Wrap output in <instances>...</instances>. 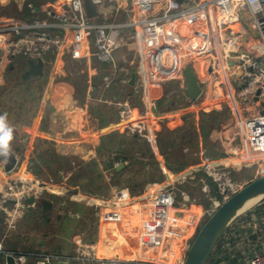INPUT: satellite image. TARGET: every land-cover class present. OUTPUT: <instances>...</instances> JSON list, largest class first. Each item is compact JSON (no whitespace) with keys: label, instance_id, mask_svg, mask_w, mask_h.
Wrapping results in <instances>:
<instances>
[{"label":"built area","instance_id":"2783aa9c","mask_svg":"<svg viewBox=\"0 0 264 264\" xmlns=\"http://www.w3.org/2000/svg\"><path fill=\"white\" fill-rule=\"evenodd\" d=\"M90 2L98 10L96 16L103 14L105 8L111 5L115 16L124 14L125 18L112 23H96L95 16L88 13L86 0H50L48 18L51 20L14 23L10 24L11 27L0 25V34L13 32L16 35L13 39L6 38L3 45L0 44L2 51L0 68L13 63L18 55L35 60L42 59L46 67L51 65L54 68V61L47 57L49 52H55L60 56L67 43L85 42L94 33L96 34L93 54L100 60L111 62L113 51L124 43V38L120 35L123 28L133 29V37H136L146 51L149 84L168 81L185 84L184 71L187 65L190 63L194 67L200 63L199 57L205 56L209 62L207 70L211 72L209 83L204 84L206 90L214 89L216 96L226 101L232 110L231 104L236 105L238 117L244 119L239 152H231L232 156L243 159L246 167L257 166L256 173L263 176L264 0H90ZM47 28L72 31L75 37H67L68 35L62 32L53 34ZM252 37L254 40L250 42L249 39ZM86 43L90 44L89 41ZM113 80V76H107L105 85L110 86ZM206 90L203 89L202 95ZM215 98L212 97L213 102ZM193 103L194 106L195 102ZM117 106L119 125L122 129L142 139L153 140L151 128L155 114L149 109L133 105L129 100H123L117 103ZM244 114L247 115L245 118ZM200 154L203 160L199 183L205 197L209 198L210 205L194 211L192 209L200 202L198 198L192 197L186 190L178 194L172 186L160 189L154 194L153 202L147 210L148 215L143 216L137 214L131 198L126 197L121 190L115 189L113 205L115 220L118 223L117 234L114 236L106 234L91 243L81 242L77 248V258L81 263H143L138 258L132 261L130 257L116 253L115 243L120 242L119 246L126 243L133 248L134 255L156 251L158 259L163 261L159 263L184 264L193 239L180 238L174 234L175 223L171 220V207L182 198L187 210L179 221L187 223L201 218H205L206 221L224 201L248 183L234 177V167L230 164L216 163L207 147L204 146ZM229 158L230 155L226 159ZM10 172H6L5 180L0 183V215H4L10 227H16L30 198L36 201L43 197L47 189L64 188L65 180L44 178L31 170L24 171L18 176H11ZM0 253L14 255L16 264H25L27 261L26 253L6 251L4 238L1 236ZM248 264H264V252L254 253Z\"/></svg>","mask_w":264,"mask_h":264},{"label":"crops","instance_id":"0c3cea01","mask_svg":"<svg viewBox=\"0 0 264 264\" xmlns=\"http://www.w3.org/2000/svg\"><path fill=\"white\" fill-rule=\"evenodd\" d=\"M50 0H36L32 1L29 7L33 11L40 12L37 20L41 21L50 19L48 18ZM38 4L39 6H36ZM96 11H98L96 9ZM94 22L96 23H112L115 21L124 20L125 16L113 14L111 5L105 8L103 14L94 15ZM4 19L0 16V25ZM32 23L26 20L16 22L15 24H26ZM125 28L121 29L120 35L124 38V43L121 47L113 51V61H105L106 65L100 62L99 58L93 54L94 38L95 34H92L90 39H86L82 43H74L72 51H67V47L63 48V58L68 65V59L75 60L76 65H72L70 70H76L78 73L87 72V90L83 100L76 96V88L74 84L69 80H50L46 83L45 89L42 95L41 104L36 112H25L24 124L20 120L13 119L10 121V125L15 130L13 132V141L11 148L19 147L17 151L18 165L15 170L10 172L11 176H18L22 172L27 170L35 169L40 170L48 178H57L58 180H65L63 189H47L43 197L35 202L28 200L24 208L23 216L17 221L16 227H10L8 221L4 215H0V236H5V250L14 253H26L27 261L25 264H82L77 258V248L81 242H94L98 237L108 235H116L118 231V223L115 220L116 214L113 205V190L119 189L115 185H111L109 195L111 198L105 200H99V198L93 197L88 198L86 192H82L78 187L73 185L69 187L68 182L70 177L79 168L80 162H89L93 159H97L100 162L101 169L104 172V180L111 183L112 173L108 171L105 164L114 163L117 167L120 163L124 165L120 168H124L129 162H121L116 159L119 155L121 148L126 147V141H122V144H118L113 150L107 151L103 149V134H116L121 138L127 137L126 132L119 125V108L117 103L123 100H133L136 96L143 98L147 106L151 105L153 101L152 88L153 86L148 83L146 75V51L143 46L137 41L136 37H133V29L129 28L128 31H124ZM70 35L75 37L72 31H69ZM2 35V34H0ZM6 38H15V33H6ZM253 42V37L249 39ZM90 42L86 43V42ZM245 41H247L245 39ZM248 45V43H246ZM125 48L129 52L133 49L136 50V55L139 56L138 64L135 65V70H131L129 73L126 72V65L120 60L115 59V52ZM77 49L79 51L77 52ZM132 57V56H131ZM82 59L85 63L83 68L80 66ZM204 60V59H203ZM103 61V60H102ZM202 61V60H201ZM200 61L195 67V72L198 76L200 85L206 90L205 82L210 81L211 72L207 70L208 61L202 64ZM126 62V61H125ZM131 62H133L131 60ZM61 63V59L57 60V64ZM195 65V64H194ZM7 66L0 68V89L6 83L5 72ZM105 68L108 72L105 74L103 79H96L100 73V68ZM137 67V68H136ZM135 79L133 80V76ZM107 76H113L114 85L106 86L105 78ZM128 77V78H127ZM133 81V82H132ZM177 82V81H175ZM179 83V82H178ZM183 89L182 92L187 94V82L179 84ZM117 86V87H116ZM19 91V89H17ZM155 90V89H153ZM0 90V109L2 107H8L4 103L5 96L7 93H3ZM156 92V90H155ZM158 94V93H155ZM158 94V98H159ZM209 96L208 89L205 93L195 101L194 106H201L205 108V105H212L211 100L207 98ZM164 96V94H163ZM214 95L209 96L212 99ZM165 97V96H164ZM163 97V98H164ZM154 101L155 98H154ZM191 105L193 101L190 99ZM216 98L213 102L214 108L217 110L221 109V103L216 104ZM114 108V109H113ZM211 108V107H210ZM28 109H26L27 111ZM166 109H160L157 107V113L163 115ZM178 109H173L166 112L169 116L173 112H178ZM207 111V110H206ZM172 115V114H171ZM21 122L25 132L27 134V140L24 141L19 137V133L15 123ZM224 126V125H223ZM222 126V127H223ZM222 129V128H221ZM220 129L213 130L210 132L208 138L213 139L214 132ZM198 148L192 152L193 156L196 157L197 162L188 165L185 169L175 171L173 173L168 172L164 157L160 153V149L156 144H153V150L155 156L158 158L161 169L165 173V181L162 183L150 182L147 183L145 190L140 193H135L133 197H130L134 203V208L137 214L145 216L148 215L147 210L153 202L154 194L165 188L174 186L182 189H192L195 185L197 190L202 194L203 191L199 183V174L202 173L201 165L203 156L200 151L205 146L206 142L200 139ZM203 143V144H202ZM106 146V145H105ZM215 152L213 153V159H217L216 163L225 164V160L230 155V152L220 151L213 145ZM89 149V150H88ZM186 149V148H185ZM88 151V152H87ZM186 151V150H185ZM186 152H190V149ZM142 158V154L138 157ZM145 160L148 159L144 158ZM48 163L52 165L46 166ZM133 173L132 169H126V173L122 180L128 179ZM38 175V174H37ZM195 175L197 177H192ZM6 171L4 169V162L0 161V183L5 180ZM46 177V178H47ZM249 177V176H248ZM66 178V179H65ZM257 178L256 175L249 178L247 182ZM197 181V182H195ZM200 187V188H199ZM183 191V190H182ZM131 192V191H130ZM122 193V192H121ZM129 193V190L127 192ZM44 201L51 203L45 205ZM34 203V205H32ZM100 204V205H99ZM40 209L47 216L52 219L49 222L44 215H39V219L30 218V209ZM200 209L199 204L194 206V211ZM186 207L183 204L182 198H179L176 203L171 207V220L175 223L174 234L177 237L185 238L191 237L194 239L195 235L200 229L199 226L203 225L205 218L201 220H190L187 223L179 221L183 213H186ZM28 212V215L26 213ZM26 215V216H25ZM242 215V214H241ZM253 222V231L250 235L251 238L245 241H239L236 247L227 245L229 253L232 254L234 264H248L251 256L256 253L264 252V227L259 224L255 218ZM264 220V217L262 218ZM46 222V223H45ZM259 225L256 227L255 225ZM235 228L248 229L250 226L249 221L240 220L236 223ZM54 228L58 231L55 233ZM262 228V229H261ZM248 234V233H247ZM9 235V237H7ZM42 235L43 237H38ZM9 238L8 241L5 238ZM115 243V252L121 256L130 257L133 260L138 258L143 262L142 264H162L163 261L158 259L156 251H150L149 253L136 254L133 253V248H130L126 243ZM5 253H0V264H3L6 259ZM219 258L222 259V264H226L224 254H220ZM162 261V263H159ZM134 262L130 263L133 264Z\"/></svg>","mask_w":264,"mask_h":264},{"label":"trees","instance_id":"16d2710c","mask_svg":"<svg viewBox=\"0 0 264 264\" xmlns=\"http://www.w3.org/2000/svg\"><path fill=\"white\" fill-rule=\"evenodd\" d=\"M35 3L36 0H30ZM36 6H39L36 4ZM86 7L90 16H94L97 11L96 7L90 2V0H86ZM26 14L23 15L24 20L29 22H34L36 17L39 16L40 12L33 11V9L29 6L26 7ZM22 15V14H21ZM48 31L53 34L61 33L71 36L69 31H65L60 28H47ZM74 43H67L65 46L67 47V51H72V46H75ZM48 58H52L54 61V68L51 65H48L45 70V74L43 76H34L31 78L24 79L23 73L28 68V57L24 55H18L14 58L13 63L9 64L7 70L5 72V84L1 87L3 93H7L5 96L4 103L7 104L8 107H2L0 109V114L7 112L8 113V122L13 121V119L20 120L24 124V113L27 112H36L38 113V109L41 104L42 95L45 89V85L50 80H69L71 81L76 88V96L83 100L86 95V90L88 86L87 82V72L78 73L76 70H70L69 65L65 62L63 58V52L59 56L55 52H49ZM61 59V63L57 64V60ZM100 60V59H99ZM75 61V60H71ZM76 62V61H75ZM104 65H106L105 61L100 60ZM85 63L84 59H82L81 64ZM74 66L76 63L73 64ZM101 70V71H100ZM100 73L95 78L103 79L107 70L105 68L99 69ZM19 89V91L17 90ZM158 94H153V100L157 99ZM135 101L137 105L141 108L147 106L144 102L143 98L135 97ZM159 99L157 100V102ZM136 103V102H135ZM26 109H28L26 111ZM170 110H165L163 115L156 114L155 115V125L153 130V140L155 144L159 147L161 155L164 157L166 166L168 168V172L173 173L175 171H180L185 169L188 165L192 163H196V157L192 155L199 146L200 138L203 137V141H208V136L212 129L219 128L221 123L228 117L227 110H212L206 111L201 106H197L196 108V118L193 119L192 116L186 115L184 116H168L166 112ZM117 114L119 112L116 111ZM120 136L116 134H103V149L107 151H111L114 149L116 145H120L126 141V147L121 148L119 151V155H117L116 159L121 162H129L124 168L117 169L114 163L105 164L108 171L112 173L111 183L109 184L104 180V172L101 169L100 162L97 159H93L89 162H80L79 168L73 173L70 177L68 186L72 187L75 185L82 192H86L88 198H99V200H105L111 198L109 195L111 185H115L119 188V190L124 193V195L128 198L133 197L134 192L140 193L145 190L147 183L155 182L162 183L165 181V173L161 169L158 158L154 154V150L151 143L148 140L142 139L139 136L133 135L130 138L125 137L119 139ZM106 145V146H105ZM207 146V145H206ZM189 148L190 152H186L185 148ZM111 149V150H110ZM208 149V148H207ZM209 154L213 156L215 150H208ZM137 152L142 154L143 159H139L136 155ZM145 160L144 158H147ZM46 166L52 165L48 163ZM132 169L133 173L128 179L122 180L126 169ZM35 174L38 176L46 178L47 176L43 174L42 171L33 169ZM202 174V173H201ZM199 174L198 176L200 177ZM236 172L234 171V175ZM48 178V177H47ZM57 179V178H55ZM129 190V193L128 192ZM131 191V192H130ZM203 197L204 193H202ZM208 201V200H207ZM206 202H200L199 206L201 209L207 207ZM210 202V201H208ZM100 205V204H99ZM29 217L39 219V215H44V218H47L46 222L51 221L50 216H47L46 213L41 211L40 209H30ZM28 212L26 215H28ZM25 215V216H26ZM264 203L256 205L242 215L238 216L233 223L229 226L226 232L223 234L219 242L217 243L209 261L207 264H222V259L219 258L220 254H224V258L226 264H234V260L231 259L233 253H229V248L227 245H231L236 247V244L243 239L246 241L248 238L250 239L253 231V222L257 219L259 224L264 227ZM240 220L249 221L250 226L248 229H240L235 228L236 223ZM45 222V223H46ZM204 223V222H203ZM201 227V226H199ZM259 228V227H258ZM262 229V228H261ZM248 233V234H247ZM248 237V238H247Z\"/></svg>","mask_w":264,"mask_h":264},{"label":"rangeland","instance_id":"374dc122","mask_svg":"<svg viewBox=\"0 0 264 264\" xmlns=\"http://www.w3.org/2000/svg\"><path fill=\"white\" fill-rule=\"evenodd\" d=\"M30 2H31L30 0H0V16L4 19V21L1 19L3 21V23L6 24V26L3 25V27H11L12 25H10V24H14L16 22H21L22 20H24L23 15L26 14L25 13L27 11L26 7L29 6ZM128 29L129 28H125L123 32L128 31ZM6 37H8V36H4L3 34L0 35V44L1 43H2V45L4 44ZM1 39H3V40H1ZM124 49L125 48L118 49L115 52L114 56H115V59L117 61L121 59V61L127 67L126 72L129 73L131 70L132 71H133V69L135 70V65L138 64V60L140 58H139V56L136 55L135 49H133L132 52H129V51L124 50ZM78 51H79V49H77V52ZM131 60L133 62H131ZM199 60H202L201 62H202V64H204L205 60L208 61V58L203 56V57H199ZM74 63H76V62L68 59L69 68L72 67V65ZM80 66L83 68V65H80ZM144 70H146V67ZM146 75H147V71H146ZM231 77L233 78L235 76H231ZM147 80H148V76H147ZM116 83H117V80H115V82L113 80L112 84L115 85ZM179 84L180 83L175 82V81H168V82L160 83V84H151L153 86L152 94H155V93L160 94L159 98L157 97V99L155 101L157 103V107L159 108V110L160 109H162V110L166 109V110L171 111L175 108L179 110L178 112L171 113L172 115L170 114L169 117L170 116H175V117L184 116L185 117L186 115H188V116L191 115L192 118L195 119L196 118L195 112H196L197 106L191 105L190 97L187 94L182 92L183 89L181 88V86ZM228 86L230 87V85H228ZM153 89H155L156 92ZM163 94L165 97L163 96ZM212 95H214L216 97V101H217L216 104L219 105V103H221V105H222L221 109H219V110H224V109L227 110L228 117L221 123V126L219 128H214L211 130V132H212L213 130L220 129L219 131L214 132V142L212 141L213 139H210V138L208 139L206 147L208 148V150H210V149H213V147H214L213 145H215L216 148L220 149V151L221 150L224 151L225 153L226 152H230V153L231 152H234V153L239 152L238 148H239V145L241 142L240 136L244 132V127H243V120L244 119L243 118L240 119L238 117L237 112H236L238 107L236 108V105L231 104L233 106V110H234L233 111L231 109V107L228 104H226V101H224L222 98H219L218 96H216V92L214 91V89L210 88L209 89V96H212ZM209 96L207 95V98L209 101L211 100L212 105H210V104L205 105V108L207 111H212L216 108H214V106H213V99H210ZM158 99H159V101L157 102ZM229 101L232 102V100L230 98H229ZM130 102L135 106L140 105V104L137 105L138 101H135L134 99L131 100ZM149 106H145L143 108L149 109ZM246 116L247 115L244 114V118ZM154 127H156L155 121H154V124L151 128L152 133H153ZM126 136L128 138H130V136L132 137L133 135L126 132ZM119 139H122V138L119 137ZM200 139H203V137H201ZM149 143L155 144V141L151 140V141H149ZM136 155L139 157L141 155V153L137 152ZM232 155L233 154L231 153L230 154L231 158L226 159L224 162H225V164H230L231 166L234 167L233 169L236 172L234 177L236 179L248 181L249 178H251L255 175L260 177V175L256 173L257 172V166H254L252 168L246 167L244 165L245 162L243 159L238 158L237 156H232ZM212 159H213V157H212ZM213 160L216 162L217 159H213ZM200 176H202V174ZM195 182H197V181H195ZM195 185H197V184H193L194 187L190 190L186 189V191L190 192L192 197H197L198 201H200V202H206L207 200L209 201V198H206V197L204 198L203 195L200 193V191L197 190ZM198 186L201 187L200 184H198ZM182 190H185V189L177 188L178 194H180V192ZM208 201H207V204L210 205L211 202H208ZM199 210H202V209L200 208ZM255 226L258 227L259 225L257 224ZM54 229L55 230H53V228H51V230H53V231H55V233H57L56 231H58V229L57 228H54ZM40 236L43 237L42 235H38V237H40ZM1 237H5V236H1ZM7 237H9V235H7ZM7 237L5 239H7V241H8V239L10 237L9 238H7ZM194 239L191 241V243L194 241Z\"/></svg>","mask_w":264,"mask_h":264},{"label":"water","instance_id":"95a60500","mask_svg":"<svg viewBox=\"0 0 264 264\" xmlns=\"http://www.w3.org/2000/svg\"><path fill=\"white\" fill-rule=\"evenodd\" d=\"M1 53L2 51L0 50V55ZM45 70V62L42 59L35 60L34 58H29L28 68L22 77L27 79L34 76H43ZM184 72L187 82V95L195 102L201 97L203 88L192 64L187 65ZM134 79L135 75L133 76ZM149 110L153 114L157 113V103L155 101L151 103ZM15 126L17 127L19 137L26 141L27 134L21 122L15 123ZM11 149L12 153L7 159L0 157V161L4 162L6 172L12 171L18 163L17 151L20 148ZM123 165L124 163H120L117 169H120ZM29 201L35 202V199L30 198ZM262 203H264V175L249 181L242 189L224 201L215 213L203 223L190 246L184 264H207L217 243L233 221L250 208ZM44 204L51 206V203L48 201H44ZM3 264H16L14 255L10 254L6 256Z\"/></svg>","mask_w":264,"mask_h":264},{"label":"clouds","instance_id":"9594fccd","mask_svg":"<svg viewBox=\"0 0 264 264\" xmlns=\"http://www.w3.org/2000/svg\"><path fill=\"white\" fill-rule=\"evenodd\" d=\"M14 129L8 122V113L0 114V157L7 159L11 153Z\"/></svg>","mask_w":264,"mask_h":264}]
</instances>
